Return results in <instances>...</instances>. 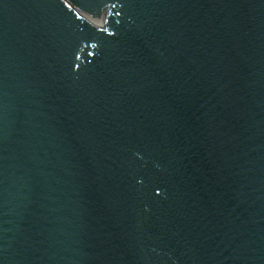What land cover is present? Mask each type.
I'll use <instances>...</instances> for the list:
<instances>
[{
  "label": "water",
  "instance_id": "water-1",
  "mask_svg": "<svg viewBox=\"0 0 264 264\" xmlns=\"http://www.w3.org/2000/svg\"><path fill=\"white\" fill-rule=\"evenodd\" d=\"M0 264H264V0H0Z\"/></svg>",
  "mask_w": 264,
  "mask_h": 264
}]
</instances>
